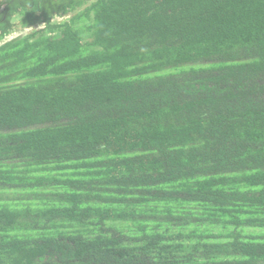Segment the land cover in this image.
<instances>
[{"label":"trees","instance_id":"trees-1","mask_svg":"<svg viewBox=\"0 0 264 264\" xmlns=\"http://www.w3.org/2000/svg\"><path fill=\"white\" fill-rule=\"evenodd\" d=\"M0 264H264V0H2Z\"/></svg>","mask_w":264,"mask_h":264},{"label":"built area","instance_id":"built-area-1","mask_svg":"<svg viewBox=\"0 0 264 264\" xmlns=\"http://www.w3.org/2000/svg\"><path fill=\"white\" fill-rule=\"evenodd\" d=\"M17 28H18V30H16V28H15L11 33H9L8 35L4 36L0 40V44L9 41L12 38L25 35V34H27V33H29L31 31L30 27H26V28L17 27Z\"/></svg>","mask_w":264,"mask_h":264},{"label":"rangeland","instance_id":"rangeland-1","mask_svg":"<svg viewBox=\"0 0 264 264\" xmlns=\"http://www.w3.org/2000/svg\"><path fill=\"white\" fill-rule=\"evenodd\" d=\"M0 1H2V0H0ZM16 30H18V28H16Z\"/></svg>","mask_w":264,"mask_h":264}]
</instances>
